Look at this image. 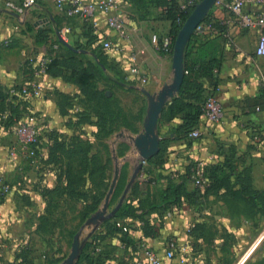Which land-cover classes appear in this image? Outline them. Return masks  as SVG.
<instances>
[{
  "label": "rangeland",
  "instance_id": "1",
  "mask_svg": "<svg viewBox=\"0 0 264 264\" xmlns=\"http://www.w3.org/2000/svg\"><path fill=\"white\" fill-rule=\"evenodd\" d=\"M150 4L145 18L140 15L139 18L149 23L158 20L160 26H165L167 20L159 14L162 9L155 11L154 3ZM3 15L6 20H14L8 14ZM23 20L14 21V26L21 34L30 33L33 37L41 28L51 27L50 18H43L35 10ZM55 30L56 27L50 33L53 41L57 38ZM85 30L91 34L86 24ZM75 44L78 49L87 47L82 41ZM96 45L103 46L102 42H96ZM52 46L50 44L48 50L43 51L51 60L48 74L58 77L57 73L68 84L59 87L54 82L44 89L43 95L53 93L46 105L39 106L30 99L19 100L21 118L34 114L40 119L45 154L35 161L11 159L5 149L0 156V175L10 185V192L1 204L0 264L62 262L71 251L75 234L105 200L114 177V156L121 162V174L109 210L117 205L138 162L131 136L143 129L147 97L133 86L145 85L128 78L109 55L104 58L103 65L97 66L89 50L87 53L79 51L88 57H79L78 67L82 68L91 60L95 80L90 85H80L71 76L74 62L56 57ZM55 59L56 64L53 63ZM122 82L126 86L123 87ZM101 110L106 115L99 114ZM126 120L134 123L138 132L129 129ZM1 130L11 145L14 141H11L12 128ZM149 160L124 201L130 206L144 201V218L133 215L129 208L102 223L94 232L98 235L90 240L93 233L87 240L91 242L89 251L92 254L102 253L99 264H136L141 257V244L135 234L139 229L145 235L144 220L150 222L156 232L155 236L148 237L165 236L170 250L177 251L173 223L170 222L180 219L179 214L187 215L192 228L181 232L182 236H188V264H235L238 261L236 255L247 251L252 244L249 250H254L249 256L248 250L237 264L247 256L243 264H264L263 216L248 217L251 226H244L242 221L238 227L217 225L228 213L215 208V204L219 201L226 204L225 201L215 194H207L206 188H198L190 177L188 187L192 191L199 190L198 194L172 208V204L163 198L162 189L174 178L169 174L157 177ZM137 220L140 226L135 223ZM119 221L127 225L129 231L114 228V222ZM89 232L90 228L86 227L83 237Z\"/></svg>",
  "mask_w": 264,
  "mask_h": 264
},
{
  "label": "crops",
  "instance_id": "2",
  "mask_svg": "<svg viewBox=\"0 0 264 264\" xmlns=\"http://www.w3.org/2000/svg\"><path fill=\"white\" fill-rule=\"evenodd\" d=\"M4 1L0 2V11L14 20H6L5 15H0V92L9 94L10 86L29 81L40 82L42 91L54 82L59 87L64 85L66 82H63L59 76L51 77L48 71L44 75L40 74L39 62L44 57L50 60L48 54H43L50 44L53 45L52 50L55 55H58L56 57L67 59V48H71L68 43L74 46L77 41H87L85 21L68 18L63 11L57 8L53 0H37V5L25 17H28L33 10L43 18L49 17L48 22L51 27H56L55 32L57 38L60 39V42L51 39L49 43L38 44L36 36L33 37L30 33L21 34L18 27L14 26L16 23L14 21L18 19L24 21V17L17 16L16 13L7 9ZM13 1L19 2L20 0ZM120 1L121 12L128 25L127 37H120L107 25L104 16L98 15L99 24L95 27L99 36L98 42L110 39L115 44H119L122 47L121 52L104 49L112 59H115L117 66L127 73L128 78L137 80L139 84L143 83L151 92L157 91L173 76V53L165 52L154 44L152 35L154 33L169 34L170 22L167 20V24L163 27L157 23L158 20L151 21L150 24L141 20L139 13L133 12L129 2ZM222 2L223 4L212 10V15L215 21L226 25V30L221 33L215 25L219 32L216 35L202 37L201 52L206 57L215 55L218 59V66L215 68L217 84L214 95L224 107V117L219 123H214L203 115L195 128L202 131L201 137H190V139L175 138L174 130L179 127L181 118L173 122L159 120L161 142L166 145L165 162L162 166L153 165L152 171L157 177L169 174L174 181L178 182L188 177L186 173L190 167L192 169L199 163H203L206 167L210 163L221 160L226 154H233L238 159V169L251 168L255 188L264 190V55L256 54L260 33L258 28L244 27L241 24L240 17L228 6L232 0H222ZM244 9L250 14H257L264 11V4L248 1ZM128 14L133 18H130ZM66 27L70 30L65 34L67 40H64L58 31L61 32ZM134 67H137L141 73H133ZM143 77L146 78L145 82ZM52 95L53 93L44 94V99L41 97L30 98V100L42 106L51 100ZM1 132L0 156L2 151L10 146L8 136L3 130ZM11 139V141L15 139L14 133ZM215 208L228 213V216L218 220L217 225L219 226L238 227L241 221L244 226L252 225L248 216L244 215L242 205L230 206L219 201L215 204ZM179 217L180 219L170 222L173 223V235L178 247L182 244L188 245V236H182L181 232L186 231V226L190 222L185 214H179ZM135 235L141 244V256L143 245L147 242L163 256L165 263L180 264L178 250H174L175 256L172 259L166 257L170 244L165 236L148 237L139 229ZM247 251L236 255L238 261L235 264ZM252 251L247 252L248 256ZM188 263L189 255L186 264Z\"/></svg>",
  "mask_w": 264,
  "mask_h": 264
},
{
  "label": "trees",
  "instance_id": "3",
  "mask_svg": "<svg viewBox=\"0 0 264 264\" xmlns=\"http://www.w3.org/2000/svg\"><path fill=\"white\" fill-rule=\"evenodd\" d=\"M131 4L133 12L139 13L141 17L145 18L148 13V7L150 3H154L153 10H158L161 8L159 14L170 22V35L175 38L181 29L186 18L192 11V8L188 10H181L179 3L176 0H125ZM204 21H212L216 25L220 32L226 30V25L222 24L220 21H215L211 13L205 18ZM90 28V32L85 30L87 37V47L85 49L91 52V56L94 58L97 66H101L105 63L104 58L108 57V52L103 48L96 45L98 42V34L96 33L95 27L89 23L85 22ZM52 27H43L38 31L36 35V40L38 44L49 43L52 39L50 33ZM222 35V34H219ZM217 35V36H219ZM206 35L194 34L191 38L185 55V68L186 75L182 84V88L179 94L165 107L163 110L160 121L161 122H173L177 118H181V123L179 127L175 128L174 135L176 139H190V132H192L199 124L200 119L204 115V104L207 97L210 94H214L215 86L217 84V77L215 76V68L218 66V59L215 55L204 56L202 51V37ZM56 41L60 42L59 38ZM74 47L78 48L77 45ZM80 48V47H79ZM67 61L74 62V68L71 70V76L80 85H90L95 80V74L91 69L93 63L91 60L87 65H83L82 68L78 67L80 62L79 57H88V54L80 53L72 48H67ZM173 53V51L171 52ZM54 64L58 63L55 59ZM48 67V71L50 69ZM56 76H59L55 73ZM124 87L126 86L121 83ZM131 89H134L131 87ZM9 94H2L0 92V129L1 128H12L17 120L21 118L20 102L12 101L9 98ZM101 110V115L102 114ZM106 115V114H104ZM103 115V116H104ZM125 115V114H124ZM125 125L135 131L134 123L130 120L125 121ZM166 151V145L161 142V148L157 155L151 158L149 161L152 165L162 166L165 162L164 153ZM238 159L233 154H226L217 163L208 164L206 169V174L210 178V184L206 187L207 194H215L220 196L227 205H240L244 204L243 212L248 217L253 216H263L264 217V190H259L255 188L252 178V169L245 167L244 169H238ZM191 167L187 171V176L181 181L168 182L166 186L162 189L163 198L172 204V208L184 203L186 198L192 197L198 194L199 190H190L188 187V178L191 175ZM199 188V187H198ZM3 200V199H2ZM141 201L138 205L130 206L124 204L119 211L116 213L115 217L120 216L124 211L131 208L133 215L144 218L146 204ZM144 231L146 236H155L156 232L154 226L144 220ZM114 228L121 229L118 227L117 222H114ZM98 234H93L90 240L97 236ZM87 241L85 244L81 257L78 264H99L102 253L92 254L89 251V246L91 242ZM133 240V239H132Z\"/></svg>",
  "mask_w": 264,
  "mask_h": 264
},
{
  "label": "built area",
  "instance_id": "4",
  "mask_svg": "<svg viewBox=\"0 0 264 264\" xmlns=\"http://www.w3.org/2000/svg\"><path fill=\"white\" fill-rule=\"evenodd\" d=\"M3 0H0L2 2ZM60 11H63L68 18H76L85 22L91 23L94 27H98V15H103L107 25L113 29L120 37H127L128 25L123 18L121 12L120 0H53ZM181 10H188L194 8L199 0H176ZM248 1H255L264 4V0H232L228 6L230 9L240 17L241 24L244 27H254L259 29V38L256 47V54L264 55V11L257 14H250L245 11L244 7ZM5 7L10 11L25 17L30 10L37 5V0H20L19 2L13 0H5ZM223 4L219 0L213 7ZM212 9V10H213ZM214 18V16L212 15ZM66 27L60 32L64 40H67L65 34L69 32ZM219 29L212 21L201 22L196 28L195 34L198 35H216ZM152 42L160 47L165 52H172L174 49V38L170 34L160 35L154 33L152 35ZM103 47L114 52H121L122 47L115 44L112 40L107 39L102 42ZM134 58V57H133ZM50 60L44 57L39 62V73L44 75L48 71ZM133 73L140 74L137 67L133 68ZM143 81L146 78L143 77ZM9 98L12 101L20 99H36L43 97L42 84L36 81H29L22 84H15L9 88ZM204 115L212 122L219 123L224 117V107L222 103L216 98L214 94H210L203 107ZM39 117L37 115H28L19 118L12 127L15 139L13 143L6 149V154L11 159L28 158L35 161L38 156L45 154V148L42 142L41 130L39 128ZM202 135L200 129H194L190 132L191 138H199ZM146 161L143 162V167ZM143 170V169H142ZM191 181L198 187L206 188L210 184V178L206 174L205 165L199 163L191 169ZM142 175V174H141ZM10 192V185L0 176V221L2 218L1 204L2 199ZM117 225L124 231H129V227L124 225L121 221ZM187 231H191V224L186 226ZM175 249L166 251V257L172 259L175 256ZM179 262L186 264L189 255V246L187 244L179 245ZM136 264H167L160 253L153 248L149 243L143 245V255L137 260Z\"/></svg>",
  "mask_w": 264,
  "mask_h": 264
},
{
  "label": "water",
  "instance_id": "5",
  "mask_svg": "<svg viewBox=\"0 0 264 264\" xmlns=\"http://www.w3.org/2000/svg\"><path fill=\"white\" fill-rule=\"evenodd\" d=\"M218 1L219 0H199L183 23L174 41L172 78L164 82L161 88L154 92L149 91L144 86H133L143 92L147 97V108L143 117V129L135 136H131L134 150L138 153V162L133 169L131 177L117 205L112 210H109L111 198L116 190L121 174V162L116 155L114 156L116 161L114 177L102 206L86 220L79 231L75 234L70 253L58 264H77L81 257L84 245L89 237L101 226L102 223L113 218L124 204L129 191L143 169V162L151 159L159 153L161 148L159 120L164 108L179 94L182 88L186 75L185 55L187 46L195 34L198 25L211 13L213 7ZM16 15L19 16L18 14ZM58 34L60 35L59 31ZM68 45L75 51L87 52L85 49L75 48L70 43H68ZM86 227L90 228V232L84 238L83 232Z\"/></svg>",
  "mask_w": 264,
  "mask_h": 264
}]
</instances>
